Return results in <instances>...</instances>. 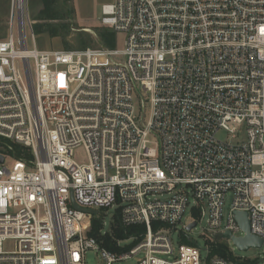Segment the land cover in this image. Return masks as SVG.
I'll return each instance as SVG.
<instances>
[{
	"label": "built area",
	"instance_id": "2783aa9c",
	"mask_svg": "<svg viewBox=\"0 0 264 264\" xmlns=\"http://www.w3.org/2000/svg\"><path fill=\"white\" fill-rule=\"evenodd\" d=\"M99 23L124 36L121 49L40 51L28 0H11L0 138L32 159L0 165V264H85L88 251L105 264H264V0H112ZM81 147L85 163L73 159ZM71 200L95 217L112 209L102 236L115 221L142 228L119 248L140 241L107 251ZM234 212L262 240L261 260L210 237L243 236ZM222 242L227 258L212 255Z\"/></svg>",
	"mask_w": 264,
	"mask_h": 264
},
{
	"label": "rangeland",
	"instance_id": "374dc122",
	"mask_svg": "<svg viewBox=\"0 0 264 264\" xmlns=\"http://www.w3.org/2000/svg\"><path fill=\"white\" fill-rule=\"evenodd\" d=\"M87 2V6H82V9L76 7V14L74 15L71 0H53L54 2V10L63 18V21H52V23L56 27H60L62 25H66V35H60L57 37H50L46 34H41L35 36L36 38V47L41 51H56V50H78L85 48L91 49H103V44L99 40L98 30L99 26L96 28L94 21L95 17L98 20L101 17V9H96L94 6L96 5L97 0H84ZM81 4V2H80ZM92 6V7H90ZM40 4H38V0H28V17L29 19H34L37 15L38 10L40 9ZM11 12V0H0V41L5 40L9 36L8 31V18ZM82 17V18H81ZM82 19V20H80ZM113 32V31H112ZM114 33V47L115 49H121L123 46L124 36L121 33ZM26 38H27V46L29 49L33 48L32 41L30 40V31L28 28L26 29ZM217 138L221 141H229L228 136L224 132H219L217 134ZM73 159L77 163H85L87 159V155L85 150L81 148H77L74 150ZM13 158H5L4 165L6 167H10L13 163ZM231 202V195H227L224 202L223 207V216L226 218L229 206ZM100 213V212H99ZM112 209L109 210V213L104 217V215H100L101 221L105 219L106 224H109L111 221ZM188 215V210H186L184 214L183 221ZM92 218L88 219L91 227ZM205 226V221L201 223V228ZM198 226L197 229L186 232V235L189 239L193 241L199 248H204V240L200 236L201 230ZM181 228V226H179ZM239 235V234H237ZM173 239V248L177 250V237L175 234L172 236ZM3 249L5 251H10L13 249V243L7 242L4 244ZM229 249L232 254L236 257H244L256 259L257 261L261 260L262 250H254L250 249L247 252L238 251L233 244H229ZM205 252L201 251L202 257L205 256ZM142 257L141 254L132 257L130 260L122 263V264H136L137 260ZM256 263V261H255ZM85 264H105L100 254H96L94 251H88L85 255ZM261 264V263H256Z\"/></svg>",
	"mask_w": 264,
	"mask_h": 264
},
{
	"label": "trees",
	"instance_id": "16d2710c",
	"mask_svg": "<svg viewBox=\"0 0 264 264\" xmlns=\"http://www.w3.org/2000/svg\"><path fill=\"white\" fill-rule=\"evenodd\" d=\"M43 8L40 10L34 20L35 24L32 25V32L34 36L41 34H47L50 37H57L60 35H66V25L56 27L52 21H63V18L54 10L53 0H41ZM98 37L104 47L113 49L114 47V33L107 29H99ZM84 48V47H83ZM0 155L4 157L20 159L24 161H29L32 159L30 152L6 139L0 138ZM102 228V221L98 217H92L91 227L87 235L89 237L97 239L101 246L111 253H121L133 248L140 240L136 239L132 244L125 248H119L116 245L118 240H125L137 235L142 231V228H123L120 226L118 221H115L111 225L110 231L105 235L100 234ZM227 247L224 242L218 243L214 248L212 255H216L220 258H227Z\"/></svg>",
	"mask_w": 264,
	"mask_h": 264
},
{
	"label": "water",
	"instance_id": "95a60500",
	"mask_svg": "<svg viewBox=\"0 0 264 264\" xmlns=\"http://www.w3.org/2000/svg\"><path fill=\"white\" fill-rule=\"evenodd\" d=\"M4 163V157L0 155V165ZM71 207L75 211L83 213L85 215L95 216L97 211L79 208L72 200ZM233 219L237 223L239 229L242 231L243 236L239 238L232 237L229 232L223 234H210V237L214 242L219 240H229L231 244L240 252H247L250 249L260 250L262 247V240L258 237L252 236L249 232V222L246 213H233ZM195 224L189 225L186 229L190 231Z\"/></svg>",
	"mask_w": 264,
	"mask_h": 264
},
{
	"label": "crops",
	"instance_id": "0c3cea01",
	"mask_svg": "<svg viewBox=\"0 0 264 264\" xmlns=\"http://www.w3.org/2000/svg\"><path fill=\"white\" fill-rule=\"evenodd\" d=\"M80 2H81V4H80ZM112 2V0H97V2H96V5L94 6V8H95V11H96V9H99V7H100V9H101V7L102 6H104V5H108V4H110ZM38 4H40V9L38 10V12L40 11V10H42V8H43V3H42V1L41 0H38ZM71 4H72V9H73V12H74V15L77 13L76 12V7L77 8H79V9H82V6L84 7V6H87V2H85L84 0H71ZM90 7H92V6H90ZM37 12V13H38ZM82 18V17H81ZM99 18V17H98ZM98 18H96L95 17V21H94V24H95V27L97 28L98 26L100 27V28H97V30H99V29H107V30H109V31H112L111 29H109V28H107V27H104V26H102V25H100V23H99V20H98ZM80 20H82V19H80ZM30 21L32 22V25L33 24H35L36 23V21L34 20V19H30ZM31 33H32V35H33V32H32V27H31ZM98 34V33H97ZM47 35V34H46ZM48 36V35H47ZM33 37H34V42H35V47H36V37L33 35ZM32 46H33V44H32ZM37 48V47H36ZM103 49H109V48H106V47H102ZM84 49V48H83ZM113 49H115V48H113ZM78 50H82V49H78ZM109 50H112V49H109ZM41 51V50H40ZM57 51V50H56ZM64 51H67V50H64Z\"/></svg>",
	"mask_w": 264,
	"mask_h": 264
}]
</instances>
